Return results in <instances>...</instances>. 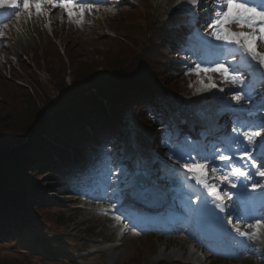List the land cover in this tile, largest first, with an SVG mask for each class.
<instances>
[{
  "label": "rangeland",
  "instance_id": "374dc122",
  "mask_svg": "<svg viewBox=\"0 0 264 264\" xmlns=\"http://www.w3.org/2000/svg\"><path fill=\"white\" fill-rule=\"evenodd\" d=\"M83 3L90 6V11L85 10L83 16L74 14L71 20L66 12L59 8H46L44 11L47 14L39 16L35 14L34 10H32L31 16L21 11L20 19L17 20L15 13L20 11L17 9L4 23L0 24V76L6 79L8 86L9 82L17 87V89L12 85L10 86L13 89L5 87L8 98H12V95L19 96L16 107L22 105L25 111L29 109L30 112L34 110V107L37 113L46 115L49 111V103H57L61 97L66 95V91L64 94L62 91H58L55 86L56 80L61 83L65 78L64 82L70 88L72 87L70 79L81 76V71L86 73L91 67L103 69L107 58L118 54L116 48L118 43L133 50L136 56L133 60L136 61L138 58L136 54L140 52L143 57L149 59L148 46L143 45V35L139 30L145 26L142 17H146V10H149L148 15H152L153 22L159 24L161 12L157 11L162 5L164 9H167V0H83ZM216 3V0H198L194 6L177 8L181 13L185 12L183 16L190 17V14L196 24L203 25L200 31L202 35L191 37L187 43L193 45L194 48L199 47L200 51L205 54L203 56L191 55L195 52L192 49L181 50L179 53L184 55L188 53L192 62L180 60L183 65L180 67L197 76L193 71L196 64H200L202 68H211L217 61H220L226 66L230 65L232 68H236L239 75L248 77L244 67L250 63L255 66L258 75L251 81H245L243 78L244 84L234 87L222 83L220 76L199 74V78H202V86L197 92L194 91L195 93L186 98L179 96L176 102L165 97V105L170 107V110L165 113L169 118L168 127H172L171 132L166 131L160 136V143L163 145L161 151H165L167 156L165 159L158 156L161 155L160 152L153 149L151 143L150 148L141 154L137 153L136 148L134 149L130 145L129 147L123 146L122 149L111 152V154L100 151L98 153L102 154L100 156L92 150L84 152V148L69 146V155L74 156L78 152L86 153V162L76 157L68 160L70 162H67V168L65 166L61 169V174L57 175V178L60 177L64 184L54 183L57 178L51 173V176L46 175L47 169L41 173L36 171L39 176V186L50 201V207L47 206L46 211L52 212L47 213L45 205H42L44 210L30 215L39 224L37 227L35 226L36 230L23 234L20 239H10L9 243L0 248V260H6L9 264H127L130 259L141 253L144 255L143 264H219L218 262L221 261L219 257L203 260L199 254L200 256L197 255L191 259V246L194 241L184 232H171V234L138 232L136 236L129 233L122 242H119L115 239V233L122 230L123 225L120 224V226L109 221L116 215L122 216L120 211L125 204L120 192L125 189V185L122 186L125 176L126 178L132 176L141 168L145 175L163 180L165 177L177 174L167 165L168 159H180L185 162L188 154H193V152H198V155L203 156L207 153L211 155L213 147L217 145L214 141L207 144V131L205 132V130L208 126L202 120L207 113H218L221 109L227 112L228 115L221 117L213 124L214 129L211 128L212 131H215L223 126L224 129L220 133L224 136H228L227 130L236 126L233 119L239 120L243 125H249L250 130H261L259 125L264 123V92L257 91L264 86V76L261 75L264 73V67L259 66L257 61L248 62L243 52L237 50L233 45H225L218 41L214 44L213 51L206 48L208 41L203 38V35L206 33L207 23L211 20L209 9L212 4ZM133 17L139 18V21H131ZM77 20L81 22L77 23ZM111 20L118 22L113 24ZM153 22L150 24L151 29L154 25ZM50 23L51 27H49ZM5 24L7 28L3 27ZM117 26L119 32L114 29ZM132 28L133 33L130 31ZM231 29L233 31L240 30L237 27H231ZM128 33L132 35L131 40L134 35L138 36L132 46L130 43L127 45L126 42L129 38ZM51 40L56 43V49L57 45H62V43L73 47V50L71 49L73 51L72 64H68L69 61L62 50L60 57L65 62L62 69L58 68V65H56L57 68L52 66L54 63H59L56 61L47 63H53L50 66L52 68L47 66L45 69L43 62L41 67L35 65L33 50H38V54L42 53L43 56L45 50L43 45ZM6 55H9L10 58L4 60ZM46 70L50 73H59L51 80ZM33 73L42 82V86L36 87L35 84H32L35 81ZM100 74L102 75V73ZM91 76L86 74L88 81ZM209 78L215 87H206L208 85L206 81ZM83 80L80 79L82 83L79 88L86 90L90 82L86 83ZM220 89L224 90L220 91ZM237 91L245 96L244 101L237 103L232 100V96ZM91 93L96 92L92 90ZM87 95L85 94V96ZM24 99L27 102H24ZM13 103L12 100L7 101V97L4 99L0 97V144L4 141L8 145L14 140H18V136L21 135L19 133L24 132L29 119L28 114L21 113V109L19 112L18 109L11 108ZM230 113L234 116L232 120ZM251 120L254 123H251ZM158 122V125L163 129L166 120ZM172 124L173 126H171ZM199 126L202 127V131L195 136V130ZM146 133L149 135L151 131ZM46 139L53 141L51 137ZM257 141L255 144L257 150L264 152V140L257 138ZM259 161L260 164L264 163V157H261ZM84 165L89 166L81 169ZM71 172L75 174L69 176ZM51 180L53 184L50 183L52 186L49 187L47 183ZM254 183L264 184V177L258 176ZM175 186H180L178 179L169 180L165 189L169 191ZM92 202H98V206L91 208ZM105 205L109 206L107 214L103 211ZM59 214L63 215L64 223L57 221ZM125 225L129 229L128 225ZM238 225L231 224L233 227ZM42 235L44 237L40 238ZM26 239L37 241V245L41 243L42 248L36 249L33 244H27ZM247 245L244 250H238L235 256L223 264H264V257L261 262L256 257V253L264 252V235H260L256 240H249Z\"/></svg>",
  "mask_w": 264,
  "mask_h": 264
},
{
  "label": "trees",
  "instance_id": "16d2710c",
  "mask_svg": "<svg viewBox=\"0 0 264 264\" xmlns=\"http://www.w3.org/2000/svg\"><path fill=\"white\" fill-rule=\"evenodd\" d=\"M167 4V9H164L162 5L157 11L161 12L159 24L153 22V16L148 15L149 10H146V17H142L145 26L139 30L143 35V45L148 46L149 50L146 49L149 59L145 56L144 58L140 52L136 54L138 60H133L136 57L133 50L118 43L117 47L114 46L118 49V54L108 57L103 69L91 67L88 68L89 72L81 71V76L70 79L72 87H67L64 82L65 78L62 84L56 79L57 84L52 81L58 91H62V94L66 91V95L61 97L57 103L51 104L50 102L46 115L37 113L34 107L32 112L29 109L25 111L22 105L16 107L19 96L12 95V98H8L5 89L8 86L6 79L0 76V97L3 99L7 97V101L12 100L14 103L11 108L18 109L19 112L22 110L21 113L28 114L29 118L24 134L20 132L18 140L8 145L4 141L0 144V248L9 243L10 239H20L23 234L35 231V226L39 224L30 215L44 210L42 205H45V211L47 206L50 207L48 197L39 186L37 170L41 173L47 169L46 175L51 173L57 178V175L61 174V169L65 166L67 168V162H70L68 160L73 157L86 162V153L78 152L71 156L68 154L69 146L84 148V152L92 150L98 156L102 155L98 154L100 151L111 154V152L119 151L123 146L128 147L132 134L139 154L147 151L151 142H153L154 149L161 152L163 147L160 143V136L166 131H171L167 123L164 124L163 129L158 125L159 120L162 122L166 119L165 113L169 110V107L165 105V97L176 102L179 96L186 98L202 86V78L180 67L182 66L180 60L186 59L191 62V59L188 53L184 55L179 52L185 49L196 50L187 41L200 33L203 25L191 24V18L183 16L185 12L181 13L177 9L191 5L188 0H167ZM214 15L212 12L211 17ZM116 21L111 20L113 24H117L118 21ZM131 21L137 22L139 18L133 17ZM152 22L154 25L151 29ZM231 27L236 26L231 25ZM114 29L119 32L118 26ZM130 31L133 33V28ZM128 35L127 45L130 43L132 46L138 36L134 35L131 40L132 35L129 33ZM204 38L209 42H218L206 33ZM53 40L43 45L45 49L43 56L42 53L38 54V50H33L35 55H33V60L38 67H41L43 62L46 69L47 66L50 67L53 64L47 63L52 61L59 62L52 66L58 65L60 69L65 66ZM66 47L64 54L70 65L73 62L71 60L73 47L69 44ZM258 49L263 53L264 43H259ZM85 66L88 65L85 64ZM46 72L51 80L59 73H50L48 70ZM86 74L92 75L89 81ZM33 75L35 81L32 84L36 87L42 86L36 74L33 73ZM208 75L219 77L217 73L205 74V76ZM242 77L245 81L247 80L245 76ZM80 79H84L86 83L90 82L86 90L79 88L82 83ZM208 83L209 80L206 81V84ZM8 84L17 89L12 83L8 82ZM10 85L8 87L13 89ZM92 90L96 93H91ZM257 92H264V86ZM24 102L27 101L24 99ZM148 131H151V134L147 135ZM48 137L53 138V141L46 139ZM88 166L84 165L81 169ZM57 182L64 184L60 177L54 183ZM50 183L53 184V181L48 182L47 186H52ZM46 212L51 213L52 211L47 210ZM63 218V215L59 214L57 221L64 223ZM43 237L42 235L40 238ZM26 243L33 244L36 249L42 248V244L37 245V241L34 240H27ZM143 260L144 255L140 253L130 259L127 264H143ZM0 264L9 263L6 260H0Z\"/></svg>",
  "mask_w": 264,
  "mask_h": 264
},
{
  "label": "snow or ice",
  "instance_id": "6c2138e0",
  "mask_svg": "<svg viewBox=\"0 0 264 264\" xmlns=\"http://www.w3.org/2000/svg\"><path fill=\"white\" fill-rule=\"evenodd\" d=\"M217 9L215 15L207 23L205 28L206 34L210 35L214 40L222 42L225 45H233L243 52L246 57H250L251 60L257 61L258 65L264 67V53L258 49V42L264 43V4L256 6L254 0H216ZM189 4L196 5L198 0H188ZM7 7L9 9H18L15 13L16 19H20L21 11L32 14V10L36 15H46L44 11L46 8H59L63 9L71 20L73 15L83 16L85 10L90 11V6H86L83 0H0V8ZM80 23V20L76 21ZM231 25H235L239 31H233ZM7 28V25H3ZM247 29V31H245ZM198 34V33H197ZM193 71L199 75L200 73H217L221 77L222 83L230 84L234 87H239L244 84V79L238 74L236 68H232L230 65L226 66L225 63L217 61L211 68H202L200 64H196ZM264 76V73H261ZM207 88L215 87V84L209 83ZM224 89H220L223 91ZM232 100L237 103L244 101L245 96L237 91ZM261 130H250L240 132L239 135L243 136V140L247 142L245 148L241 151L237 157L241 161H248L251 167L255 169V175L264 177V163L257 166V160L253 156V150L255 144L258 142L257 138L264 140V123L259 125ZM233 132H238L236 127L233 128ZM236 143H239L237 140ZM218 151V150H217ZM211 159L218 160L220 162H229L232 160V156L224 153H214ZM185 172L188 174L187 179L195 180L196 184L200 185L207 190V193L212 197V203L214 209H208L206 207L207 201H205V207L194 209L196 212H203L210 216L215 217L219 224H223L225 220L231 223L228 216H218L216 210L219 213H225L228 211V205L226 201H231L232 196L228 192L221 194L220 184L227 185L231 189L237 188L236 181L240 178L247 179L252 175L247 171V165L244 168L229 163L226 170H220L212 167L210 170L212 173L220 172V175L215 176L213 179L217 182L209 183V157H196L193 158L189 153L187 159L182 164ZM251 190L264 189V184L253 183L251 184ZM106 214L108 209L103 210ZM114 219L119 223L121 216L116 215ZM251 232L241 231L239 228L233 229L242 237H247L249 240H256L260 235H264V217L256 219L253 223L247 225ZM138 234V233H134Z\"/></svg>",
  "mask_w": 264,
  "mask_h": 264
},
{
  "label": "bare ground",
  "instance_id": "6f19581e",
  "mask_svg": "<svg viewBox=\"0 0 264 264\" xmlns=\"http://www.w3.org/2000/svg\"><path fill=\"white\" fill-rule=\"evenodd\" d=\"M113 1H115V0H113ZM215 5H216V4H215ZM215 5H214V4L211 5V7H212V8L214 7V8L212 9V8L210 7V9H209L210 11H209V12L212 13L213 10L216 11L217 8H215ZM205 9H206V8H205ZM205 9H204V11H205ZM50 27H51V26H50ZM50 38H52V37H50ZM65 48H67L66 45L62 43V45H61V44H60V45H57V49H56V50H58L59 52L63 50V52H64V51H65ZM60 54H62V53L60 52ZM143 171H144L143 169L139 168V170H137L136 172H137V174H138L139 172L143 173ZM74 174H75L74 172H71V173L69 174V176H73ZM152 178L155 179V178H157V177H152ZM137 179L139 180L140 177L137 178ZM146 179H148L147 175H146ZM164 179H165V180H164ZM164 179H163L164 184H163L162 182L159 181L160 184L165 185L166 183H168L169 180H172V181L175 180L174 176H172V177L168 176V177H165ZM161 221H162V220H161ZM161 221H159V222H161ZM225 241L228 242L231 246L234 245V243L231 242V240H230V238H229L228 236H227V239H226ZM191 259H192V256H191Z\"/></svg>",
  "mask_w": 264,
  "mask_h": 264
}]
</instances>
